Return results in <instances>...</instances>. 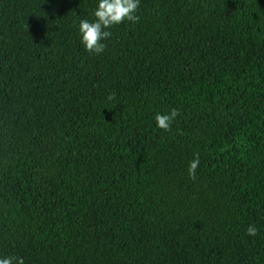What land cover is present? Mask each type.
Masks as SVG:
<instances>
[{
  "label": "trees",
  "instance_id": "obj_1",
  "mask_svg": "<svg viewBox=\"0 0 264 264\" xmlns=\"http://www.w3.org/2000/svg\"><path fill=\"white\" fill-rule=\"evenodd\" d=\"M98 2L0 0V258L264 264V0Z\"/></svg>",
  "mask_w": 264,
  "mask_h": 264
},
{
  "label": "clouds",
  "instance_id": "obj_2",
  "mask_svg": "<svg viewBox=\"0 0 264 264\" xmlns=\"http://www.w3.org/2000/svg\"><path fill=\"white\" fill-rule=\"evenodd\" d=\"M139 5L140 0H99L98 7L94 11L95 20L93 22L88 19L79 21L81 43L86 51L100 54L105 50L106 44L102 41L112 35L110 31L105 29H110L113 25L123 23L125 20L137 23L140 19L136 15ZM108 98L113 99V96L110 95ZM178 114L176 109H172L168 114L157 113L155 115L157 127L164 131H170L172 121ZM199 164V154L196 153L188 168L189 177L193 180L196 179V170ZM246 231L250 236H255L258 233V229L254 225H249ZM0 264H24V260L22 257L8 256L0 258Z\"/></svg>",
  "mask_w": 264,
  "mask_h": 264
}]
</instances>
